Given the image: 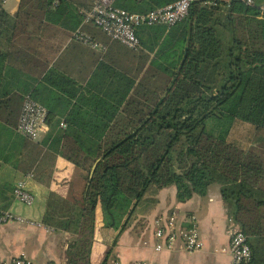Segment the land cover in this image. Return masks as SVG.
<instances>
[{
  "label": "trees",
  "instance_id": "16d2710c",
  "mask_svg": "<svg viewBox=\"0 0 264 264\" xmlns=\"http://www.w3.org/2000/svg\"><path fill=\"white\" fill-rule=\"evenodd\" d=\"M177 1L116 0L115 6L147 14ZM29 2L31 12L40 2L49 6L48 18L66 15L72 31L83 21L75 0H22V7ZM7 26L10 17L0 9V29ZM137 35L139 50L124 46L136 64L112 70L95 101L104 111L71 113L66 129L56 126L42 140L17 132L23 98L1 93L0 158L15 159L18 171L42 181L58 156L78 169L73 194L51 192L42 219L73 236L66 264H93L99 207L104 228L118 231L107 264L151 191L175 187L178 202L186 203L207 195L214 183L229 217L248 236L247 264H264V162L231 139L238 122L264 129V13L257 4L209 8L194 2L177 25H144ZM13 190L0 182V213L11 208Z\"/></svg>",
  "mask_w": 264,
  "mask_h": 264
},
{
  "label": "crops",
  "instance_id": "0c3cea01",
  "mask_svg": "<svg viewBox=\"0 0 264 264\" xmlns=\"http://www.w3.org/2000/svg\"><path fill=\"white\" fill-rule=\"evenodd\" d=\"M255 2L264 4V0ZM32 3L22 7V0H10L2 8L10 17V26L0 29V94H16L23 98V102L27 96L34 97L48 108L51 117L44 138L56 126L66 129L71 113L91 115L104 111L95 101L103 96L112 81L110 72L120 73L123 67H132L136 61L124 46L111 41L100 29L83 25V21L76 30L82 29L90 34L105 45L106 50L98 51L74 41L76 30L72 31L66 15L58 13L48 18L46 13L52 10L49 6L40 2L37 8L40 10L31 12ZM57 3H53L54 7ZM91 3L92 0H75L73 6L81 12ZM20 115L21 112L18 122ZM231 139L264 162V129L238 122ZM15 161L6 162L0 158V182L15 186L19 180L27 178V174L16 169ZM49 167L47 181L27 179L36 198L34 206L24 210L13 201L9 210L42 223L51 192L64 198L73 194L77 182L76 166L58 156ZM221 189V186H210L207 195L195 196L186 203L178 202L175 187L152 191L137 210L138 222L142 221L138 224L140 227L136 228L132 220L114 247L119 263L232 264L229 228L235 223L227 213ZM171 211H176L181 219L195 216L204 242L201 251L185 252L180 249V242L175 250H157L155 221ZM101 213L99 207L91 254L93 264H102L118 234V231L104 228ZM72 238L69 233L55 232L45 226L4 225L0 227V264L10 263L21 256L32 264H66V249Z\"/></svg>",
  "mask_w": 264,
  "mask_h": 264
},
{
  "label": "built area",
  "instance_id": "2783aa9c",
  "mask_svg": "<svg viewBox=\"0 0 264 264\" xmlns=\"http://www.w3.org/2000/svg\"><path fill=\"white\" fill-rule=\"evenodd\" d=\"M10 0H0V9L4 8ZM116 0H92L91 6L81 11L83 25H92L100 29L113 42L123 46L139 50L141 41L137 30L144 25H164L171 28L182 22L189 14L191 5L199 2L205 7H229L234 2H241L246 6L254 7L255 0H179L166 7L151 11L147 14L130 13L115 6ZM264 13V4L258 5ZM74 41L80 42L98 51H105L106 46L98 42L93 36L78 29L74 32ZM48 109L27 96L24 99L17 132L23 137L39 141L41 136L48 131ZM61 126H64L62 123ZM34 178V174L28 173L27 178L19 180L13 190L14 201L27 207L35 204L36 198L28 186L27 179ZM25 224L43 227V223L21 216L12 210L0 213V225ZM46 227V226H45ZM50 230L52 228L46 227ZM154 236L159 242L158 251L175 250L177 242L180 249L188 252H199L204 247V242L195 216L181 219L176 211H171L160 216L155 221ZM230 245L229 251L232 256V264H247L252 260V248L248 236L234 224L229 228ZM13 264H32L25 256L12 260Z\"/></svg>",
  "mask_w": 264,
  "mask_h": 264
},
{
  "label": "rangeland",
  "instance_id": "374dc122",
  "mask_svg": "<svg viewBox=\"0 0 264 264\" xmlns=\"http://www.w3.org/2000/svg\"><path fill=\"white\" fill-rule=\"evenodd\" d=\"M245 134V133H244ZM43 136H44V134L41 136V138H40V140H42L43 139ZM211 186H213V187H218V186H220V184H218V183H214V184H212ZM152 192V191H151ZM149 195V194H148ZM17 205H18V207H20V208H22V209H24V210H28L29 208H32V207H27V206H24V205H22V204H19V203H17ZM101 217H102V213H101ZM139 216H138V214L136 213V215H135V217L133 218V222L132 223H136V228H139L140 226L138 225V224H142V221L141 222H138L139 221ZM2 226H4V225H0V227H2ZM61 251V250H60ZM115 255V251H114V253H113V255H111L110 256V259H109V261L107 262V264H120L119 263V261L117 260V257L116 258H113V256ZM2 264H9V262L8 263H2Z\"/></svg>",
  "mask_w": 264,
  "mask_h": 264
},
{
  "label": "water",
  "instance_id": "95a60500",
  "mask_svg": "<svg viewBox=\"0 0 264 264\" xmlns=\"http://www.w3.org/2000/svg\"><path fill=\"white\" fill-rule=\"evenodd\" d=\"M95 168V167H94Z\"/></svg>",
  "mask_w": 264,
  "mask_h": 264
}]
</instances>
